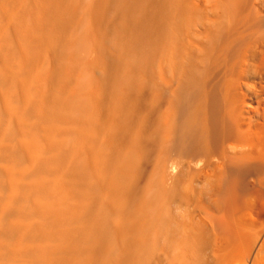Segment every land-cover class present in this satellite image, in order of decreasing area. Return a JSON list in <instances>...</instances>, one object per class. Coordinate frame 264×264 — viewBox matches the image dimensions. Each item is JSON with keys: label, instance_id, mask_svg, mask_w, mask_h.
<instances>
[{"label": "bare ground", "instance_id": "bare-ground-1", "mask_svg": "<svg viewBox=\"0 0 264 264\" xmlns=\"http://www.w3.org/2000/svg\"><path fill=\"white\" fill-rule=\"evenodd\" d=\"M260 54L264 0H0V264H264Z\"/></svg>", "mask_w": 264, "mask_h": 264}, {"label": "rangeland", "instance_id": "rangeland-1", "mask_svg": "<svg viewBox=\"0 0 264 264\" xmlns=\"http://www.w3.org/2000/svg\"><path fill=\"white\" fill-rule=\"evenodd\" d=\"M257 65H258V72L257 73H252L251 75H248L246 78L245 84H243L241 90H255L257 91H264V55L260 54L259 58L257 60ZM145 82V81H144ZM1 86V85H0ZM0 116L3 111V100H2V87L0 88ZM1 119V118H0ZM3 122V121H2ZM0 120V130L3 129L4 123H2ZM0 163L3 165V158L0 156ZM0 164V165H1ZM1 165V166H2ZM0 166V167H1ZM2 187H0V190ZM247 222H250L249 219H246Z\"/></svg>", "mask_w": 264, "mask_h": 264}]
</instances>
